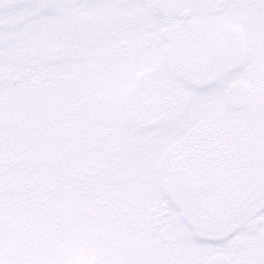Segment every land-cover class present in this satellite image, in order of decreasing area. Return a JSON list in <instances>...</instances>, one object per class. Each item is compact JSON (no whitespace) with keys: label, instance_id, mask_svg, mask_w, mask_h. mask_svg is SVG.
<instances>
[{"label":"rangeland","instance_id":"374dc122","mask_svg":"<svg viewBox=\"0 0 264 264\" xmlns=\"http://www.w3.org/2000/svg\"><path fill=\"white\" fill-rule=\"evenodd\" d=\"M180 1L195 13L185 22L159 16L157 0H0V264L126 262L132 250L109 234L106 216L94 221L104 209L94 206L91 192L99 178L123 188L147 165L131 152L134 139L111 158L109 137L97 144V135L110 118L127 119L132 105L172 114L165 108L176 103L174 122L162 129L175 125L179 131L165 146L178 142L184 151L185 125L207 113L193 111L192 103L205 105L209 86L228 76L208 52L230 62L236 47L227 43L251 40L243 44L245 66L259 70L264 102V0ZM182 23L194 30L180 61L176 47H158L155 39ZM130 92L137 100L126 103ZM152 225L133 224V232L143 227L147 237L138 243L148 240L149 264H159ZM179 231L192 238L186 246L203 264L206 242L187 226Z\"/></svg>","mask_w":264,"mask_h":264},{"label":"flooded vegetation","instance_id":"af4514ba","mask_svg":"<svg viewBox=\"0 0 264 264\" xmlns=\"http://www.w3.org/2000/svg\"><path fill=\"white\" fill-rule=\"evenodd\" d=\"M172 1L179 10L161 16L180 19L185 9L180 0ZM192 14L195 15L189 12L185 21ZM208 17L210 21V14ZM193 30L192 24L182 23L175 33L172 30L167 36L157 33L155 41L158 47L164 41L176 47L182 61L190 53ZM250 42L239 38L233 45L227 43L228 47H236V54L230 55L231 61L226 63L208 52V61L213 66L219 62L228 76L221 80L222 86H209L205 105L195 104L196 108L192 103L190 109L207 113L201 119L196 118L200 114L197 112L189 119L191 123L185 125L188 144L184 151L178 150L181 148L178 142L165 146L173 143L172 138L179 131L175 125L162 129L164 124L174 122L171 116L178 110L176 103L165 108L172 114L162 112L159 107L148 109L147 103L142 108L130 104L133 107H129L127 119L122 115L117 123L110 118L108 126L97 135V144L109 137L105 154L111 158L125 152V144L134 139L132 147L137 151L131 152L139 153L147 165L140 174H133L123 188L117 187L113 178L107 183L99 178L91 192L94 206L104 209V215H93L94 221L108 218L112 223L109 234H119L123 247L128 245L132 250L126 262L115 264H149L144 244L148 248L150 242L138 243V238H146L147 232L141 226L136 234L133 232V224L146 221L153 223L154 240L157 248L160 246L155 251L159 264H197L195 249L186 246L192 238L179 231L181 225L191 229L194 239L206 242V255L210 254L206 261L219 255L230 264H264V106L259 70L245 66L243 44ZM112 94L117 95L115 88ZM135 95L136 92H130L126 103L137 100ZM130 114L134 115L135 123L131 122ZM183 185L189 188L184 189Z\"/></svg>","mask_w":264,"mask_h":264},{"label":"water","instance_id":"95a60500","mask_svg":"<svg viewBox=\"0 0 264 264\" xmlns=\"http://www.w3.org/2000/svg\"><path fill=\"white\" fill-rule=\"evenodd\" d=\"M158 8L161 13L170 14L176 10L175 5L170 0H158ZM188 12H183L182 18L186 19L188 17ZM131 118H133V115H131ZM134 122L135 120L132 119ZM184 189L189 188L188 185L182 186ZM206 264H230L224 257L222 256H216L210 261H208Z\"/></svg>","mask_w":264,"mask_h":264},{"label":"trees","instance_id":"16d2710c","mask_svg":"<svg viewBox=\"0 0 264 264\" xmlns=\"http://www.w3.org/2000/svg\"><path fill=\"white\" fill-rule=\"evenodd\" d=\"M262 115H263V113H262Z\"/></svg>","mask_w":264,"mask_h":264}]
</instances>
